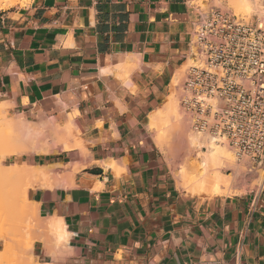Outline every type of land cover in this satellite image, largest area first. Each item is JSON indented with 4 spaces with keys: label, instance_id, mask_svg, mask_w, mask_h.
Segmentation results:
<instances>
[{
    "label": "crops",
    "instance_id": "crops-1",
    "mask_svg": "<svg viewBox=\"0 0 264 264\" xmlns=\"http://www.w3.org/2000/svg\"><path fill=\"white\" fill-rule=\"evenodd\" d=\"M197 19L193 0L0 9V101L11 115L74 121L87 143L85 157L63 150L22 162L82 164L59 167L61 183L28 192L41 217L62 218L70 232L57 264H264V183L237 195L182 193L147 134ZM109 158L117 170L103 164Z\"/></svg>",
    "mask_w": 264,
    "mask_h": 264
},
{
    "label": "built area",
    "instance_id": "built-area-1",
    "mask_svg": "<svg viewBox=\"0 0 264 264\" xmlns=\"http://www.w3.org/2000/svg\"><path fill=\"white\" fill-rule=\"evenodd\" d=\"M197 10L180 105L194 129L227 142L253 171L264 162V15Z\"/></svg>",
    "mask_w": 264,
    "mask_h": 264
},
{
    "label": "bare ground",
    "instance_id": "bare-ground-1",
    "mask_svg": "<svg viewBox=\"0 0 264 264\" xmlns=\"http://www.w3.org/2000/svg\"><path fill=\"white\" fill-rule=\"evenodd\" d=\"M3 2H4L3 4L4 8L18 3L16 0H3L0 3L2 4ZM252 2L253 1L249 2L248 4L249 7H252L251 6ZM128 55L129 56H127V58L132 55V58L134 59L133 56L135 54L134 55L128 54ZM134 60H136V58ZM124 62L126 68H124V64H123ZM124 62L122 63V65L120 64L121 68L119 67V69H122L123 67L124 70L126 71L130 67V65L126 60ZM136 62L135 64H137ZM127 65H129V67ZM181 74H182L181 68L176 69L175 72L173 73L172 82L174 85H177V83L179 82L181 78ZM6 105H7L6 102L0 101V123L4 127L7 126V123H9L7 127L12 130L9 136L10 142L16 146L25 147L26 148L24 150L25 153L50 154L53 152L50 143H53L54 145L61 143L66 150L79 149L82 146L83 140L79 136L75 135L76 133L75 131L77 130L78 126L74 121H70L63 126L57 123L55 118H51L50 120L41 122L36 127L31 125L29 121L25 119L24 116H22L21 114L17 115L14 119L10 118V120H8V117L4 112ZM9 106L10 105H7V107ZM146 126L153 133L156 146L163 149L165 154L174 152L182 157L180 160H178L180 161V163L178 165L179 168L176 170L173 167V165H175V163H173L174 161L170 159L168 161L169 166L173 171L174 176L176 177L177 186L182 187L192 195L220 196L228 192L229 184H230L229 183L230 176L228 174L221 173L219 168L222 166L229 167L233 162V156L229 148L226 146V144L223 145L220 143L221 142L220 138H216L214 136L208 135L204 130L201 129H192L191 121L187 117H184L179 112V106L177 100L174 98L173 95L168 96L166 98L165 102L163 103L162 106H160V109L157 111L156 114L149 115V119L146 123ZM194 149H205V158L199 167H197V162L195 158H190L189 156H187ZM87 155H88V150L86 148L83 151V157ZM103 164L107 167H111L112 169L115 170L118 169L117 161L113 158H109V160L104 161ZM103 164L102 166H104ZM59 167H63L65 170L68 168H72L73 171H76L82 167V164L76 163V161L73 160H70L65 164H49V163L45 165L28 164V167L26 168V173L30 175V177L32 176L34 181L38 182V184H40L39 181L42 182L41 184L54 183V182L58 184L61 183L60 181L62 180L61 175H59V172L57 171ZM0 174L2 176L0 178H3L2 173ZM7 175L9 174H6V178L8 179ZM91 183L93 184V182ZM33 184H30L29 186ZM95 186L96 184L92 185L93 188L91 187V189H94ZM234 187L235 186H233L232 188ZM22 200L23 202H26L27 204L30 205L29 207L25 208L24 212H26L28 218L33 220V222L35 220V225L37 224L38 226H41L44 230L46 229L47 231H50L51 233L55 234L58 240L63 241L66 245L68 244L70 232L67 231L64 222L61 220L62 218L60 219V217L57 218L53 216L50 217V220L48 218L49 220L48 222L47 220L46 222L40 221V217H39L40 214L37 209L38 206L37 203L34 201L32 202L27 201V197L25 194L22 196ZM4 202L6 201H3V205ZM2 219H3V215H2ZM15 221L17 220H14L13 223H15ZM1 222H5V219L3 221H0V224ZM20 222L22 221L20 220ZM3 226H5V224H3ZM7 228L9 229V227ZM0 231H2V227L0 228ZM12 234H14L13 231ZM35 238H37V235H35L33 239ZM5 244H7V242H5ZM23 248L24 247H22V249ZM5 252L6 251L1 253L5 254ZM11 252H13V250ZM22 256L24 255H21L22 261L20 262V264H25V263L29 264V262H26L25 258ZM2 261L4 263V260ZM15 261L17 262V259L14 260V263ZM18 261H20V259ZM0 264H2L1 261Z\"/></svg>",
    "mask_w": 264,
    "mask_h": 264
},
{
    "label": "rangeland",
    "instance_id": "rangeland-1",
    "mask_svg": "<svg viewBox=\"0 0 264 264\" xmlns=\"http://www.w3.org/2000/svg\"><path fill=\"white\" fill-rule=\"evenodd\" d=\"M1 1L3 0H0V2ZM16 1L22 2V3L28 2V0H16ZM251 1H253L251 4L252 7H249L248 4ZM193 3L195 5L201 6L202 8H208L211 6L219 7L222 10L230 11L238 15L239 17H243L246 20H251L254 14L264 15V0H247V1H244V0H193ZM3 4L4 2L2 4L0 3V9L4 8ZM190 62H191V59L187 58L186 61H184L181 64V66L178 67L182 69V74H181V78L179 82L177 83V85H174L172 82V77H171V84L169 86V90L163 102L160 105H158L152 112H150L149 115L156 114L157 111L160 109V106H162L163 103L165 102L166 98L168 96L173 95L174 98L177 100V103L179 106V112L184 117H187L189 119V115L185 112L183 107L180 105L179 94L181 92V85L184 80L185 71ZM4 112L7 115L8 120H10V118L14 119L17 116V115H11L8 113L7 105H6ZM21 115L24 116V118L27 119L31 125L36 126V127L41 122L51 119V118H43L41 117V115L36 114V113H33L31 116H26L24 114H21ZM149 115L147 117V121L149 119ZM56 122L59 123L58 121ZM8 124L9 123H7V126ZM59 124L64 126L66 123L64 124L59 123ZM7 126L4 127L0 123V173H2L3 175V178H0V187H1L0 188V209H1L0 210V214H1L0 221H3L5 219V222H1L0 224L2 227V231H0V258H1L0 261L2 262V264H20V262L22 261L21 255H24L22 257H24L26 262H29V264H49V263L57 264L58 261L64 258L65 248L67 245L63 241L58 240L55 234L51 233L50 231H47L46 229L44 230L41 226H38L37 224L35 225V220L33 222V220L28 218V216L26 215V212H24L25 208L29 207L30 205L27 204L26 202H23L22 200V196L25 194L27 197V201L30 202L31 200H30V197L28 196V192L36 187H39V186L40 187H50V186L56 185L57 183L54 182V183L41 184L42 182L39 181L40 184H38V182L34 181L32 176L30 177V175L26 173V168L28 167V164L30 163L22 164V162L25 158H32L34 155H40L41 157H44L47 155L57 154L58 152H61L63 150L70 151L71 153H73L74 151H78V154H80L82 157L83 151L86 149V144L83 142L82 144L83 147L81 146L79 149L66 150L61 143L57 145L50 143L51 149L53 151L50 154L25 153L24 152V150L26 149L25 147H22V146L19 147L10 142L9 136L12 130L8 128ZM191 128L194 129V127L192 126V122H191ZM146 130L149 136V141L151 142L153 147L158 151L159 155L161 156V161L164 164V167L166 168V170L169 172L171 180L175 183L177 189L181 191L182 193L190 194L188 191H186L182 187L177 186L176 177L174 176V173L171 170L169 163H168L169 159L173 160L174 161L173 163H175L173 167L176 170L179 168L178 165L180 161L178 160H180L182 157L179 154H176L174 152L165 154L163 149L156 146L153 133L147 128V126H146ZM75 132H76L75 135L79 136V132H77V130ZM220 143L223 145L226 144V146L229 148L233 156V162L231 163L229 167L222 166L219 168L221 173L228 174L230 176V181H231V182L229 181L230 184H229L228 192L220 196L244 194L250 191L259 190L261 185L264 183V162L262 163L260 167H256L255 170L249 171L248 170L249 165L247 161H238L234 153L231 151L230 147L228 146L227 142L221 140ZM177 155L179 158L177 157ZM187 156H189L190 158H195L197 162V167H199L201 163L204 161L205 149H194ZM71 160L75 161V158L73 157V159ZM76 163H79V162L76 161ZM31 165H34V164H31ZM42 165H45V164H42ZM57 171L59 172V169ZM6 174H9L7 175L8 179L6 178ZM0 177H2L1 174H0ZM30 184H33V185L29 186ZM233 186L235 187L232 188ZM230 188H232L233 190ZM198 196L212 197L208 195H198ZM3 201H6L4 202V205H3ZM2 215H3V219H2ZM39 217H40V221H43V222H46V220L48 222L50 220V217H49V220L48 218H44L41 216ZM14 220H17L15 221L16 224L13 223ZM20 220L22 222H20ZM3 224H5V226H3ZM31 225L33 226V228ZM7 227H9V229ZM12 231L14 234H12ZM25 232L28 234V236ZM35 235H37V238L33 239ZM5 242H7V244H5ZM22 247H24L25 249L24 248L22 249ZM12 250L13 252H11ZM4 251H6L5 254L4 253L2 254L1 252H4ZM10 252H11V255H10ZM16 259H17V262L15 261L14 263V260ZM19 259L20 261H18ZM2 260H4V263Z\"/></svg>",
    "mask_w": 264,
    "mask_h": 264
}]
</instances>
